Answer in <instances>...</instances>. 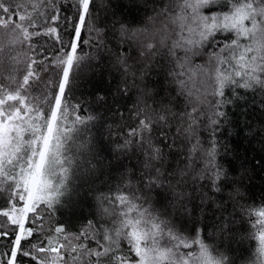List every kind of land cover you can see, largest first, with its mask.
<instances>
[{
	"label": "snow or ice",
	"instance_id": "obj_1",
	"mask_svg": "<svg viewBox=\"0 0 264 264\" xmlns=\"http://www.w3.org/2000/svg\"><path fill=\"white\" fill-rule=\"evenodd\" d=\"M95 12L96 0H0V264H232L206 234L231 231V214L211 226L196 214L229 202L256 216L252 264H264V208L240 203L247 170L225 168L213 138L231 95L264 93V0H151L135 27L108 28ZM41 37L55 41L50 55ZM85 45L109 52L119 92L136 89L135 124L118 148L129 164L81 228L46 230L45 214L79 195L86 138L102 126L75 96L96 59ZM160 71L157 90L148 81Z\"/></svg>",
	"mask_w": 264,
	"mask_h": 264
},
{
	"label": "trees",
	"instance_id": "obj_2",
	"mask_svg": "<svg viewBox=\"0 0 264 264\" xmlns=\"http://www.w3.org/2000/svg\"><path fill=\"white\" fill-rule=\"evenodd\" d=\"M67 3L68 0H63ZM75 2V0H72ZM151 11V0H96L97 23L111 28H119L120 22L130 26H138ZM71 15V13H68ZM67 39V37H64ZM110 41L109 48L113 47L114 40L109 32L106 38ZM55 41L41 37L37 48L46 49L50 55L54 50ZM95 57L91 60V68H86L77 81L75 89L76 99L86 111H95L102 117L99 125L91 130L86 138L92 143V152L88 153L90 164L82 167V180L77 181L79 195L73 197V205L54 213L50 218L46 215V230L55 227L60 221L66 222L69 230H78L86 220L92 219L98 213V197L115 194L119 173L115 169L127 167L129 161L118 152L119 145L124 141L129 128L135 124L133 102L136 99V89H131L127 95L118 91L122 88L121 76L111 68L112 57L103 48L84 46V53ZM99 65V67H97ZM4 75L6 69H0ZM164 82L162 71L156 72L148 81L150 87L159 90ZM226 90V95H229ZM237 95H231L232 103H226L221 109L225 116L215 131L217 141V159L225 168H231L235 175L247 170L242 191L244 199L240 201L253 213L264 208V93L238 90ZM104 99L101 100L100 98ZM211 114V112L209 113ZM211 133L205 132L204 139L209 140ZM95 157V159H93ZM82 165L85 158L80 157ZM89 169H92L90 172ZM62 213V214H61ZM197 218L201 224L211 226L223 217H229L235 222L231 224V231L219 233L213 227H208L207 235L210 242L222 246L221 250L228 256L232 264H252L258 241L253 238L252 222L256 216L245 215L239 207L234 209L233 202H229L227 209L221 213L210 207L200 216L197 209ZM0 218V223H2ZM74 225L75 229L70 226ZM7 242L0 244V252L7 251ZM20 264H31L28 258H23Z\"/></svg>",
	"mask_w": 264,
	"mask_h": 264
},
{
	"label": "rangeland",
	"instance_id": "obj_3",
	"mask_svg": "<svg viewBox=\"0 0 264 264\" xmlns=\"http://www.w3.org/2000/svg\"><path fill=\"white\" fill-rule=\"evenodd\" d=\"M67 258V257H66Z\"/></svg>",
	"mask_w": 264,
	"mask_h": 264
}]
</instances>
